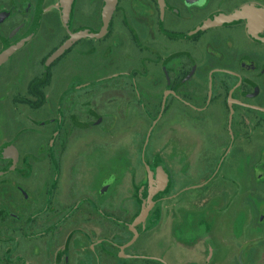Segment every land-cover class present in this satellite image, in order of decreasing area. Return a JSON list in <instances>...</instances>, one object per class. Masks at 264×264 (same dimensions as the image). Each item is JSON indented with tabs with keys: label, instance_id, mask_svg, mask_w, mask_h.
I'll return each instance as SVG.
<instances>
[{
	"label": "flooded vegetation",
	"instance_id": "flooded-vegetation-1",
	"mask_svg": "<svg viewBox=\"0 0 264 264\" xmlns=\"http://www.w3.org/2000/svg\"><path fill=\"white\" fill-rule=\"evenodd\" d=\"M104 5L105 0H72L65 17L62 0H0V58L10 52L0 64V90L12 91V105L45 106L57 65L80 45L87 49L92 39L100 44L103 63L114 69L102 81L76 83L60 94L59 99L69 90L55 136L57 104L46 152L51 183L28 187L20 145L24 121L18 117L15 135L7 128L9 137L0 144V264H260L264 0H118L103 37L80 38L48 65L72 35L102 28ZM38 58L25 94L27 62ZM44 79L50 83L41 88L37 80ZM93 88L101 92L106 117L114 120L94 131L92 123L100 125L103 118L87 113L77 116L82 124L67 126L65 102H82ZM117 101L125 118L134 111L126 121L141 118L144 142L136 131L130 146L141 150L146 195L136 178L124 195L128 165L119 157L98 163L97 172L88 162L57 161L63 134L62 150L70 159L92 153L86 142L91 133L113 134L122 116L111 109ZM76 140L80 145L74 147ZM121 147L113 153L121 155ZM153 153L163 155L160 172L150 163ZM147 166L156 189L161 174L162 188L136 226L138 237L125 247L135 235L128 224L148 204ZM32 242L40 247L28 256Z\"/></svg>",
	"mask_w": 264,
	"mask_h": 264
},
{
	"label": "rangeland",
	"instance_id": "rangeland-1",
	"mask_svg": "<svg viewBox=\"0 0 264 264\" xmlns=\"http://www.w3.org/2000/svg\"><path fill=\"white\" fill-rule=\"evenodd\" d=\"M89 42V49L87 46V49H85V46L80 45L72 52V54H70L67 59L65 58L61 63L57 65L52 85L48 89H46L47 101L45 106H43L42 108L32 109L26 105L20 107L14 106L9 102L12 91L8 92L9 94L6 95L2 90H0V144L9 137L7 134V128H9L10 131L13 130L14 135L17 134L19 129L17 119L18 117L22 118L24 121L25 141L24 144L20 145L24 149V153L26 156V179L28 187L32 188L37 184V182L41 180H46L49 181L48 183H51L53 179V169H51L50 167L49 158L46 152L48 149L50 137L56 127V110L58 99L62 91L70 85H74L76 83H84L85 85H88L93 82L102 81L106 78V76H108V74H110V72L114 71L113 68H110L108 67V65H105L103 63L101 59V53L99 52L100 44L98 40L92 39V41ZM39 60V58L36 61L33 60L31 65L27 62L25 70V94L27 85L32 76L30 67L36 64ZM124 68L125 66H122L121 70H123ZM93 89L94 90L87 91L86 93L88 94L84 93V95L82 96L83 103L81 101H78V103L74 101L71 102V97L65 102L64 110L67 117V126L68 124L71 125L74 123L77 125L79 123L82 124L80 121L83 118L79 119L77 116H82L83 114L87 113H91V116L96 118L100 114L103 118L100 125H98L97 123H92L93 128L91 130H101V126L104 125L103 123L107 122L109 124L111 121H113V114L116 113H121L122 115L120 117L121 119L118 120L120 124L118 123L117 129L113 134L108 133L105 135H99L96 133H91V135L86 138V142L87 140L88 142H90L89 146L92 153H82L78 155L74 154L71 159L70 156L65 155L64 151L62 150L65 145L64 142L66 140V134H63L59 140V143L57 144V161L59 160L62 165L63 163L64 165H66L70 161L74 163L88 162L87 166H93V168L95 167V170L97 172L99 164H108L110 162H113L114 160H117V157H119L121 163H126L128 165L124 177V195H126L127 193L126 191L129 188V184L132 178H136L138 187L142 188V192H144V195H146V180H144L145 172L141 166L142 161L140 158L141 150L139 149L138 151H136L134 148L132 152L130 146L132 141L131 136H136V131L140 134L143 129L141 118L139 117L141 114L138 113L139 118H136L134 122L133 116L132 122L129 123L128 121H126V119L132 114V112L134 115V111L129 109L130 115L127 114V118H125V116H123L124 112L119 111L120 102L117 101L116 105H113L111 107V109L113 108L112 118L110 116H107V118L105 113L106 110L105 112L103 111L104 102H100L101 96L99 97V95L101 92L98 88ZM74 98L78 99V96L74 95ZM93 100L95 104L94 106L91 105ZM96 106L100 107L96 108ZM96 118H94L93 120H96ZM124 121H126V123ZM20 129H23L22 126L20 127ZM66 130L67 128H65V131ZM143 135L144 133H141V135L139 136V141L141 143L144 142ZM11 136L12 133L10 134V137ZM120 138L122 144L120 143ZM74 143V147L80 145L78 144L79 142H77V140ZM120 145L123 146L121 147V155L114 154L113 151L117 152ZM132 146L134 147L133 144ZM150 163L152 165H159V167H157L156 169V172H160V165L163 163V155L159 153L151 154ZM64 172L66 173V171ZM77 174H79L77 178H80L81 173H79L78 171ZM82 174H84V172H82ZM135 175L137 177H135ZM85 177L87 179H90L89 182L92 183L90 177ZM87 181L88 180H86V182ZM97 188H99V186H97ZM263 190L264 186H260V191ZM190 193L192 194L193 192ZM161 209H163V207L160 205L155 210ZM29 246L31 247V249L29 250L28 256L36 253V248L40 247L39 245L35 246L33 242ZM261 255L262 261L260 262V264H264V249L262 250Z\"/></svg>",
	"mask_w": 264,
	"mask_h": 264
},
{
	"label": "water",
	"instance_id": "water-1",
	"mask_svg": "<svg viewBox=\"0 0 264 264\" xmlns=\"http://www.w3.org/2000/svg\"><path fill=\"white\" fill-rule=\"evenodd\" d=\"M71 1L72 0H62V10L64 13V16L67 17L69 9H70V5H71ZM118 0H105V5L103 8V13H102V17H103V26L102 28L94 33L91 32H81L79 34H75L72 35L67 41H65L47 60V64H51L54 60H56L57 58H59L60 56H62L77 40H79L82 37L85 36H89L92 38H101L103 37L108 30V27L110 25V21L112 18V14L116 5V2ZM10 52L4 53L3 56L0 58V64L3 63L5 61V59L8 57ZM96 82H93L91 84H94ZM88 84V85H91ZM69 90H66L60 97L59 99V103H58V115H59V122H58V129L57 132L55 134V136L57 135V133L59 132L61 125H62V109H61V104L63 101V98L65 97V95L68 93ZM55 136L52 139V143L55 140ZM147 174H148V180H149V197H148V204L145 205L142 208L141 213L139 214V216L130 224H128V226L130 227V229L134 232V238L125 245V247L130 246L138 237V233L136 231V226L140 223H142L146 217L148 216L149 212L153 209L154 205L156 204V202L153 200V196L154 194L157 192L158 189L162 188V181H161V174H159L158 178H159V188L156 189L154 186V180H153V173L150 170V168L147 166Z\"/></svg>",
	"mask_w": 264,
	"mask_h": 264
},
{
	"label": "trees",
	"instance_id": "trees-1",
	"mask_svg": "<svg viewBox=\"0 0 264 264\" xmlns=\"http://www.w3.org/2000/svg\"><path fill=\"white\" fill-rule=\"evenodd\" d=\"M37 82H40V83H42L41 84V88H44L45 86H47L49 83H50V79H44V80H42V81H40V80H37ZM41 96H42V98H44V93H42V91H41ZM44 102L42 101V103H41V105L43 104ZM40 105V106H41Z\"/></svg>",
	"mask_w": 264,
	"mask_h": 264
}]
</instances>
